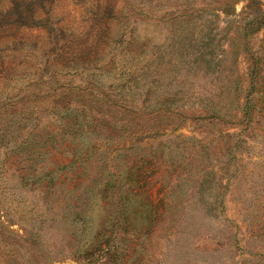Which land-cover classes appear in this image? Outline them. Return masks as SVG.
<instances>
[{
    "label": "rangeland",
    "instance_id": "374dc122",
    "mask_svg": "<svg viewBox=\"0 0 264 264\" xmlns=\"http://www.w3.org/2000/svg\"><path fill=\"white\" fill-rule=\"evenodd\" d=\"M0 264H264V0H0Z\"/></svg>",
    "mask_w": 264,
    "mask_h": 264
},
{
    "label": "trees",
    "instance_id": "16d2710c",
    "mask_svg": "<svg viewBox=\"0 0 264 264\" xmlns=\"http://www.w3.org/2000/svg\"><path fill=\"white\" fill-rule=\"evenodd\" d=\"M242 107H243V110H244L243 113H246V110H247V104L244 103V105H243ZM245 115H246V114H244L243 116L246 117Z\"/></svg>",
    "mask_w": 264,
    "mask_h": 264
}]
</instances>
